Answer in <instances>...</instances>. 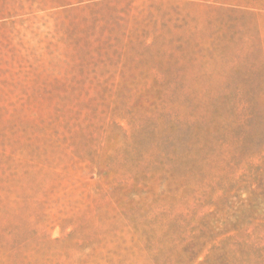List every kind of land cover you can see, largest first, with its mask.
<instances>
[{
	"label": "rangeland",
	"instance_id": "rangeland-1",
	"mask_svg": "<svg viewBox=\"0 0 264 264\" xmlns=\"http://www.w3.org/2000/svg\"><path fill=\"white\" fill-rule=\"evenodd\" d=\"M15 1L0 264H264V0Z\"/></svg>",
	"mask_w": 264,
	"mask_h": 264
},
{
	"label": "crops",
	"instance_id": "crops-1",
	"mask_svg": "<svg viewBox=\"0 0 264 264\" xmlns=\"http://www.w3.org/2000/svg\"><path fill=\"white\" fill-rule=\"evenodd\" d=\"M17 2L18 4H16L15 0H0V16L2 19L6 18V15L8 17V9L24 7L21 1H17Z\"/></svg>",
	"mask_w": 264,
	"mask_h": 264
}]
</instances>
